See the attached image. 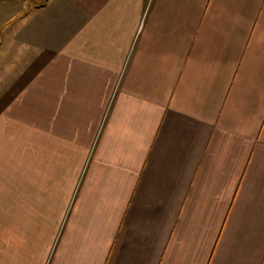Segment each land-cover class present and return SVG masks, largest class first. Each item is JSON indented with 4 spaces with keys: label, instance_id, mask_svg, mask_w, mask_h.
Instances as JSON below:
<instances>
[{
    "label": "crops",
    "instance_id": "obj_1",
    "mask_svg": "<svg viewBox=\"0 0 264 264\" xmlns=\"http://www.w3.org/2000/svg\"><path fill=\"white\" fill-rule=\"evenodd\" d=\"M0 59V264H264V0H22Z\"/></svg>",
    "mask_w": 264,
    "mask_h": 264
},
{
    "label": "rangeland",
    "instance_id": "obj_2",
    "mask_svg": "<svg viewBox=\"0 0 264 264\" xmlns=\"http://www.w3.org/2000/svg\"><path fill=\"white\" fill-rule=\"evenodd\" d=\"M10 2H11L10 8L6 7L5 8L6 10H3V8H2V6L0 4V21L5 20V19L9 18L10 16H12L14 13H16V10L22 6V0L21 1H15V2L10 0ZM0 3H2V2L0 1ZM24 62H26V61H24ZM1 63H2V61L0 59V80L4 77L3 76L4 72L1 69L2 68ZM0 84H1L0 85V101H1V95H2V92H3V87L4 86L1 83V81H0ZM1 194L2 193H0V196H1Z\"/></svg>",
    "mask_w": 264,
    "mask_h": 264
}]
</instances>
